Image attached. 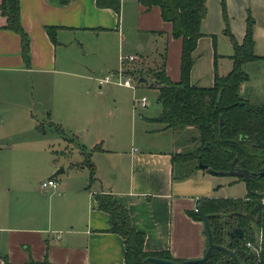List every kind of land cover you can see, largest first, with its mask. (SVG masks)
<instances>
[{
	"label": "crops",
	"instance_id": "crops-1",
	"mask_svg": "<svg viewBox=\"0 0 264 264\" xmlns=\"http://www.w3.org/2000/svg\"><path fill=\"white\" fill-rule=\"evenodd\" d=\"M204 4L201 36L191 51L189 69V83L197 87H210L215 72L222 75L231 67L232 45L223 33L220 0H205ZM230 4L225 0L229 33L237 43L241 41L248 8L253 20L252 51L259 57L242 63L247 79L239 83L237 94L252 105L262 104V74L254 82L249 68L264 65V0H238L236 7ZM18 20L28 39L27 64L21 56L18 34L5 27V17L0 14V161L8 166L5 173H0V200L17 190L22 180L18 164L29 158L25 154L3 156L1 153L9 149L7 142L21 132L29 140L21 135V140H14L12 145L25 146L26 154L38 155V145L44 143L40 151L43 155L49 151L50 145L45 142L52 131L62 136L63 130H86L88 118L82 104L88 98L90 84L95 82L97 70H116L120 54L156 60L161 52L165 76L171 82L179 79L181 41L171 36L170 23L160 18L156 6L146 9L136 0H120L116 15L109 8H97L94 0H68L63 5L58 0H18ZM128 24L134 38L124 47L123 28ZM46 26L56 27L54 42L48 38ZM144 36L154 42L146 43L149 55L145 57L141 54ZM102 85L97 84L96 93ZM159 110L157 117L146 119L158 123L153 134L170 135L176 128H164L158 119ZM165 137L159 147L149 144L138 149L131 145L123 151V161L108 167L110 181L104 188L97 177L90 184L55 179V192L41 190L46 210L41 201L34 211L14 217L0 214V264H35L44 259L50 264H124L123 239L108 230V215L96 208L93 199L96 193L110 194L126 209L131 227L143 234L145 252H166L178 260L199 258L206 248L204 227L188 212H194L200 197H230L218 194L216 175L172 163L173 143ZM97 144L93 147L97 152H110ZM53 168L47 161L45 175ZM226 177L228 184L244 185L236 177ZM244 197L245 193L235 198Z\"/></svg>",
	"mask_w": 264,
	"mask_h": 264
},
{
	"label": "trees",
	"instance_id": "trees-1",
	"mask_svg": "<svg viewBox=\"0 0 264 264\" xmlns=\"http://www.w3.org/2000/svg\"><path fill=\"white\" fill-rule=\"evenodd\" d=\"M136 1L146 9L158 7L160 18L170 23L171 36L180 38L181 41L178 81L171 82L165 76L161 57L158 78L149 83L150 87L157 90L156 101L160 108L158 117L164 128L196 132L190 138L191 144L195 145L187 152L172 153L171 162L181 164L189 171L198 169V162L214 171H226L230 162L235 159L236 167L245 168L252 173L249 180L244 182V198L200 197L196 205L208 215L213 244L223 245L229 250L238 249V242L230 240L226 234L229 228L238 226L242 230V244L245 241L254 245L258 242L255 246L256 257L248 258L235 253L236 258L214 248L205 261L193 264H264V176L260 174L264 173V149L257 147L255 140L264 144V103L252 105L237 94L239 83L247 79L246 73L241 69L242 63L259 58L252 51L253 20L247 13L244 33L237 43L228 31L224 1L220 0L223 33L228 36L232 45V54L229 56L231 67L222 75L215 72L210 87H197L189 83V69L192 62L191 51L197 38L201 36L199 25L205 15V0ZM67 2L68 0H58L60 5ZM94 5L97 8H109L118 15L120 0H94ZM0 14L5 17V27L18 34L21 56L27 64L28 39L19 25L18 0H0ZM55 29V26L45 27L52 42ZM89 169L92 171V168ZM253 192H259L260 195ZM93 199L96 208L108 215V230L123 239L124 264H158L145 261L147 257L182 261L171 258L166 252H145L142 248L143 234L131 227L126 209L110 194L96 193ZM188 215L202 221L198 211L188 212ZM203 233L205 235L204 228ZM3 264L7 262L4 261ZM35 264L50 263L44 259Z\"/></svg>",
	"mask_w": 264,
	"mask_h": 264
},
{
	"label": "rangeland",
	"instance_id": "rangeland-1",
	"mask_svg": "<svg viewBox=\"0 0 264 264\" xmlns=\"http://www.w3.org/2000/svg\"><path fill=\"white\" fill-rule=\"evenodd\" d=\"M224 8L225 7V0ZM232 7H236L238 0H229ZM247 9V10H246ZM246 12L249 13L248 8ZM235 10L234 13H236ZM226 13V9H225ZM247 14V13H246ZM227 15V13H226ZM250 16V14H249ZM229 18V17H227ZM130 24L124 26L123 28V46L125 47L129 39H133L134 35L130 34L131 26ZM140 41V40H139ZM144 45V50L141 54L143 57L149 55L147 42L151 40L149 37L144 36L142 40ZM140 41V43H142ZM134 43L132 44V49L130 52H134ZM136 51V50H135ZM121 55V54H120ZM136 56L132 63H123L124 73L128 76V79L133 86V88H124L125 86L116 85L114 83L104 84L101 86L100 92L97 91V78L103 77L104 74L113 72L114 70H97L95 74V82L90 84V93L87 100L82 104L84 109V117L87 116L88 122L86 123L87 128L83 132L81 130H71V132L63 130L62 136L58 135L55 131H52L50 137H48L45 144H49L50 148L48 153H43L41 155L40 151L43 148L44 143L38 145V155H29L24 152L25 146L18 145L15 147L12 145L14 140H21L22 133L14 134V138L8 143V148L1 153L3 156H8L11 158L16 154H25L29 158H26L25 163L20 160V172L22 175V180L18 185L17 190H12L7 194L6 198H1L0 200V214H7L11 217L21 215L23 212H29L37 210L41 201L44 203V209L46 210L47 203L44 198L41 200V196L44 193L39 189V183L50 178L51 174L55 173L59 169H63V172L55 175L54 179L63 180L68 182L72 181H86L90 184L93 178L97 177L101 181L102 188L106 182L110 181V173H108V167L111 163H121L123 161L122 152L127 151L130 146L140 149L149 144H155L159 147L163 145L161 139L170 138L173 143V153L175 152H187L189 151L195 143L190 142L191 136L196 135L195 131H185L184 129H173L169 133L163 135H155L152 129L155 128L158 123L153 119H146L157 117V111L159 105L157 104L156 89L149 86L152 79L158 78L157 72L161 65V55L159 52L156 55V60L147 56L146 58H139ZM120 66V64H119ZM264 65L260 67L257 65L255 68H249L252 78L255 80L258 78H263V88L260 95L264 97ZM117 70V68H116ZM131 73V74H127ZM262 74L260 77L259 75ZM137 77H144L149 82L137 83ZM154 77V78H153ZM116 80V78H114ZM114 81V80H113ZM109 86V89L106 88ZM143 98L145 100V105L140 106L138 102ZM87 120V119H86ZM26 136H30L27 134ZM24 137V135H22ZM67 139V140H66ZM23 140H29L24 137ZM99 143V144H97ZM161 143V144H160ZM103 146L110 149V152H97L94 145ZM159 144V145H158ZM96 146V147H97ZM14 151H11V148ZM37 147V146H30ZM29 147V148H30ZM11 152V153H10ZM10 163L12 159H8ZM51 162L54 168L51 172L45 175L43 166L46 162ZM179 164L177 163L176 166ZM22 168H25L23 170ZM92 168V171L91 169ZM8 170L6 164H2L0 161V173ZM217 176V175H216ZM92 177V179H90ZM220 183L217 188L218 194L224 195V197H242L246 190H244V185L242 182L227 183L226 176H217ZM47 195V194H46Z\"/></svg>",
	"mask_w": 264,
	"mask_h": 264
},
{
	"label": "water",
	"instance_id": "water-1",
	"mask_svg": "<svg viewBox=\"0 0 264 264\" xmlns=\"http://www.w3.org/2000/svg\"><path fill=\"white\" fill-rule=\"evenodd\" d=\"M146 80L143 77H139L136 82L137 83H144ZM219 97V93H217V98ZM159 119V117H158ZM256 140V146L260 147L262 149H264V144H262L258 139ZM234 163H235V159H233L230 164H229V168L226 171H214L212 169L207 168L204 164H202L201 162L197 163V166L199 169L204 170L205 172L212 174V175H217V176H232V177H236V178H241V181L243 182H247L250 178V175H252V173L248 172L245 168H239V167H234ZM62 171V169H59L58 171H56L55 173L51 174V176L49 177H54L55 175H57L58 173H60ZM261 175H264V173H260ZM255 193L257 196L260 195L259 192H253ZM196 210L199 212L201 219H202V223H203V227L205 230V238H206V248L203 252V254L199 257V258H194V259H185L182 260L181 262H174V261H170V260H166V259H161V258H157V257H147L145 259V261H150V262H154V263H158V264H193V263H200L203 262L207 259L210 251L214 248L219 249L221 251H224L226 253H228L231 256H234L237 258V256L235 255V253H241L245 256H247L248 258H255L256 254L254 252H246L243 250H239V249H233V250H229L227 247L223 246V245H216L213 244L212 239H211V232H210V228L207 222V214H204L199 205H196ZM227 237L229 239L231 238H237L239 239L242 235V230L241 228H239L238 226H234L229 228V230L226 231ZM258 242H255V246H257Z\"/></svg>",
	"mask_w": 264,
	"mask_h": 264
},
{
	"label": "built area",
	"instance_id": "built-area-1",
	"mask_svg": "<svg viewBox=\"0 0 264 264\" xmlns=\"http://www.w3.org/2000/svg\"><path fill=\"white\" fill-rule=\"evenodd\" d=\"M136 58L133 54H121L119 55V64L120 66L117 68V70H114L113 72H108L103 75V77L97 78L98 84H109L114 83L116 85H122L125 87L133 88L131 85L128 76L124 73L123 65L125 63L130 64L132 63ZM124 63V64H123ZM116 78V80L114 79ZM114 80V81H113ZM140 106L145 105V100L143 98L140 99L138 102ZM58 183L54 178H47L46 180L39 183V189L40 190H53L55 192L57 190ZM194 211H197L196 208ZM243 246L246 249V252H254L257 253V249L255 245L250 241L243 242Z\"/></svg>",
	"mask_w": 264,
	"mask_h": 264
},
{
	"label": "flooded vegetation",
	"instance_id": "flooded-vegetation-1",
	"mask_svg": "<svg viewBox=\"0 0 264 264\" xmlns=\"http://www.w3.org/2000/svg\"><path fill=\"white\" fill-rule=\"evenodd\" d=\"M234 167H236L235 165H234ZM251 173V172H250ZM260 173H262V172H260ZM250 176H252V175H250ZM262 176H264V175H262ZM230 240H236L237 242H238V246H237V248L239 249V250H243V251H246V249L244 248V246H243V244L241 243V240H242V235H241V237L239 238V239H237V238H231Z\"/></svg>",
	"mask_w": 264,
	"mask_h": 264
}]
</instances>
